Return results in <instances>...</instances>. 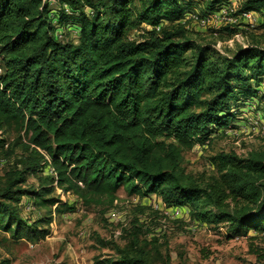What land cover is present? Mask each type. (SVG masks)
Wrapping results in <instances>:
<instances>
[{"label": "trees", "instance_id": "trees-1", "mask_svg": "<svg viewBox=\"0 0 264 264\" xmlns=\"http://www.w3.org/2000/svg\"><path fill=\"white\" fill-rule=\"evenodd\" d=\"M134 2L0 0V129L19 122L35 146L0 189V229L16 241L47 233L20 217L22 197L59 202L46 197L53 178L40 190L24 186L46 163L56 185L86 204L122 186L187 208L198 224L225 226L231 238L264 233V151L216 153L215 173L200 180L180 167L182 148L248 128L241 116L264 97V22L251 43L219 58L179 20L196 3L208 14L227 0H140L139 10ZM244 11L264 13V0H243L235 15ZM222 31L235 29L212 30ZM37 147L53 149L49 161ZM130 246H114L115 264H151Z\"/></svg>", "mask_w": 264, "mask_h": 264}, {"label": "rangeland", "instance_id": "rangeland-1", "mask_svg": "<svg viewBox=\"0 0 264 264\" xmlns=\"http://www.w3.org/2000/svg\"><path fill=\"white\" fill-rule=\"evenodd\" d=\"M196 4L193 11L203 12V4ZM133 5L139 10L140 0H135ZM256 18L264 22V13H256ZM188 28L192 39L200 44H210L214 55L219 58L231 54L243 44L247 46L252 36L261 34L263 30L258 28L257 22L256 28L246 31L245 39L237 42L228 34L229 30H225L228 33L222 31L214 34L212 30L193 26ZM64 32H68L66 39L74 36L67 28ZM138 34L132 31L131 39H138ZM254 106L255 109H248L241 117L246 124L250 116L256 117L253 119L258 117L260 121L256 126L250 124L248 128L241 126L227 130L213 137L208 145L196 144L191 148H182L180 167L184 174L196 180L214 174L215 168L210 158L219 152H234L246 157L251 151H264V117L261 114L263 112L264 115V97L257 99ZM0 140V159L5 158V162L0 164L1 189L11 169L16 163L22 168L30 157L31 147L35 146L31 142L30 132L19 122L3 126ZM51 147H37L44 160L50 159L53 151ZM48 166L49 163H46L41 171L30 174L24 186L40 190L42 185L50 184L49 179L53 178V192L46 197L58 198L59 202L38 206L33 204L32 198L24 196L16 206L23 220L28 224L34 222L47 233L35 238H28L24 234L16 241L10 233L0 229V262L115 264L120 254L114 246L131 249L133 240L151 264H264L263 232L257 234L249 231L247 235L231 238L227 236L225 226L198 224L185 212L173 216L176 212L171 208L165 206L156 209L153 206L161 200L159 196L129 193L122 186L113 198L95 197L86 204L72 191L65 192L57 186L54 175L48 172ZM131 253H134L133 250Z\"/></svg>", "mask_w": 264, "mask_h": 264}, {"label": "built area", "instance_id": "built-area-1", "mask_svg": "<svg viewBox=\"0 0 264 264\" xmlns=\"http://www.w3.org/2000/svg\"><path fill=\"white\" fill-rule=\"evenodd\" d=\"M242 1L243 0H227V2L224 5H222L218 10L208 14H200L197 11H191L186 13L179 21L181 24L185 26V28L187 27L186 29H189L188 27L192 28L193 26L200 29L218 30L219 28L225 27L227 25L233 26L235 29L234 33L231 35L233 41L234 40L237 42L239 40L243 41L245 39L244 37L245 32L254 30V28H256L257 26L258 21L256 18V13L251 11H244L238 15H235ZM243 46L245 45L243 44ZM251 105H252L251 109H254L255 107L254 104ZM253 118L256 117L250 116L248 118L247 122L249 127L250 124H254V126H256L258 124V121H260L258 117L257 119H253ZM4 162H5V158H1L0 164H3ZM48 172L51 175H54V177L56 178V173L52 169L50 164L48 166ZM153 206L156 209H162L163 207H165V204L163 203L162 200H158L157 204H153ZM169 208H173V210L176 212L173 216H178L182 212L189 214V210L187 208H175V207H169Z\"/></svg>", "mask_w": 264, "mask_h": 264}, {"label": "crops", "instance_id": "crops-1", "mask_svg": "<svg viewBox=\"0 0 264 264\" xmlns=\"http://www.w3.org/2000/svg\"><path fill=\"white\" fill-rule=\"evenodd\" d=\"M243 127V126H242ZM155 194H152L151 196H154ZM173 210V208H171Z\"/></svg>", "mask_w": 264, "mask_h": 264}, {"label": "clouds", "instance_id": "clouds-1", "mask_svg": "<svg viewBox=\"0 0 264 264\" xmlns=\"http://www.w3.org/2000/svg\"><path fill=\"white\" fill-rule=\"evenodd\" d=\"M56 179V178H55Z\"/></svg>", "mask_w": 264, "mask_h": 264}]
</instances>
